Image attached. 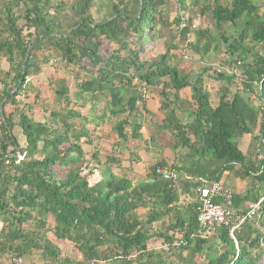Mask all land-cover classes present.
I'll return each mask as SVG.
<instances>
[{
  "label": "trees",
  "instance_id": "1",
  "mask_svg": "<svg viewBox=\"0 0 264 264\" xmlns=\"http://www.w3.org/2000/svg\"><path fill=\"white\" fill-rule=\"evenodd\" d=\"M182 14L169 13L170 0H0V264L12 257L42 264H256L264 255V0H176ZM98 14V18L95 16ZM211 14L214 31L193 30L184 14ZM186 26L179 28L182 18ZM163 41L157 56L148 46ZM116 46L102 54L104 43ZM206 55L223 49L227 69L208 75L220 83L212 103L204 75L178 67V51ZM45 61L58 59L77 78L75 98L88 100L87 114L75 108L70 88L57 81L50 119L36 121L17 97ZM9 64L1 68V61ZM238 69L240 72H238ZM188 89V90H187ZM149 92L160 98L158 129L169 135L171 167L193 177L221 182L225 172L247 180L233 192L244 214L260 200L262 210L236 234L227 228L204 238L197 222V184L155 174L165 160L149 164L145 181L116 177L117 157L101 161L93 150L102 123L114 119L120 143L144 141ZM148 95V96H147ZM104 98L106 102L99 109ZM106 119V120H105ZM93 126L89 129L88 126ZM23 135L22 146L15 130ZM250 136L246 151L239 140ZM91 149V150H92ZM91 155V158H90ZM99 182L89 179L96 171ZM183 202H187L183 204ZM146 208L142 219L137 210ZM49 218H52L50 221ZM166 219V220H165ZM162 223L164 231L153 228ZM167 223V226L165 225ZM259 225L260 227H258ZM178 235V237H176ZM81 254L74 262L50 238ZM262 239V240H261ZM159 244L160 249L149 248Z\"/></svg>",
  "mask_w": 264,
  "mask_h": 264
},
{
  "label": "rangeland",
  "instance_id": "2",
  "mask_svg": "<svg viewBox=\"0 0 264 264\" xmlns=\"http://www.w3.org/2000/svg\"><path fill=\"white\" fill-rule=\"evenodd\" d=\"M182 9L179 8L178 2L176 0H170L169 3V13L171 14V17L174 18L176 15L182 14ZM186 17H190L191 21V27L192 31L189 34V39L194 40L196 35L195 31L198 29H211L214 31L213 22L211 20V14L207 13L204 16H201L199 14H184ZM95 16L98 18V14L95 13ZM116 48L115 45L105 42L104 46L102 48V54L105 56L107 51H111L112 49ZM182 48L183 45H180L177 54H180L179 59L175 61V59H172V63L177 62L178 67L182 69L186 73H192L193 75H204L205 83L207 84V88L210 90L212 103L216 104L217 98H218V89L220 86V83L216 80L209 78L208 75H215L214 69H227L230 68L231 65L228 63V57L227 54L223 51V49L218 48L217 50H212L211 52L207 53L206 55H201L194 53L192 51L187 50L182 54ZM150 54L149 56H157L159 54H162L165 52L164 42L163 41H156L154 43H151L147 48ZM45 54L40 53L38 55V59L41 62V70L38 73H33L30 78H28V81L25 83V87L23 92L17 97V100L20 101V104L16 105H8L7 110H13L15 112L14 119L16 120L18 118V115H16V107L17 105L20 107V109H24L28 116L36 121H46L50 119V115L54 111H59L63 103H56L55 102V90L57 88V81L63 80L70 88V98L72 99L73 103L76 105L75 108L80 110L84 115L87 114V106L90 105V102L88 100H82V99H76L74 92H75V83L77 81V78L82 79L86 76L84 75V72L81 71L82 75L80 74L79 77L78 74L75 72V70L71 66H67L65 63L58 61V59L51 58L50 61H45ZM9 67V64L6 62L5 59H2L1 61V68L4 70H7ZM238 72L240 70L238 69ZM83 76V77H82ZM188 90V89H187ZM148 97V103L154 111H156V105L157 101L155 98H157V94L155 92H149ZM147 95V96H148ZM102 104L99 106V109L104 106V103L106 100L102 98ZM161 104V102H160ZM156 106V107H155ZM164 117V113L160 110V108L157 109V113L154 114V117H150L148 114L146 115L145 120V126L143 129V134L146 137L147 142L151 141L150 138L153 136L154 141L151 143L145 144L144 142H139V144L142 147H145L147 145L148 147H152L154 152L156 153V161H159L158 159L164 157L165 152L168 155V159L170 162L173 160L171 159L174 157V153L169 149L167 145H169V135L165 132L163 133L161 130L158 129V124ZM106 120V119H105ZM115 121L112 118H108L106 122L102 123L101 127L99 128L97 135L94 132L95 139V145L97 146L94 148V150L91 147L84 146V149L89 151H95L96 149H99L100 151V158L101 161H104L107 157V154L111 151L110 154L118 153L119 151V143L118 137L116 136L115 132L113 131V125ZM88 128L91 130L93 129V126H88ZM162 132V133H160ZM15 134L18 137V141L22 146H25V140L23 138V135L21 132H19L18 129L15 130ZM250 141V136L243 138L242 140H239V147L243 151L246 150V146L248 142ZM92 149V150H91ZM152 150V151H153ZM120 152V151H119ZM158 152V154H157ZM91 158V155H90ZM163 159V158H162ZM155 163V162H152ZM151 163V164H152ZM231 179V183L228 184L230 189L232 191L244 193L247 184V180L238 179L235 176V174L229 175ZM50 221H52V218H49ZM162 227V226H161ZM215 237L210 238L209 241H213ZM54 241L60 245H63L65 242L55 240ZM151 244L155 245L154 242ZM159 245V244H158ZM160 246V245H159ZM64 255L66 257H69L74 262H78L81 260V254L77 253V250L73 248L66 249L64 247ZM11 260V259H9ZM25 261V260H24ZM11 263V261H9ZM199 264H206L207 259L203 258ZM25 264H42L33 263L30 258L26 259ZM97 264H112V262H104L100 261ZM256 264H264V255L262 256L261 260H259Z\"/></svg>",
  "mask_w": 264,
  "mask_h": 264
},
{
  "label": "built area",
  "instance_id": "3",
  "mask_svg": "<svg viewBox=\"0 0 264 264\" xmlns=\"http://www.w3.org/2000/svg\"><path fill=\"white\" fill-rule=\"evenodd\" d=\"M184 17L179 24L182 29L186 26ZM155 174L165 180L177 181L180 173L171 166H157ZM185 179L197 184V222L203 232L204 238H210L223 228H227L231 239H233L236 247L238 242L236 234L240 229L255 221L261 212V202L251 203L244 214H241L236 207L233 206V192L227 188L222 182L208 180L203 177H193L186 175ZM260 227L259 225H257ZM261 235L264 236V228H261ZM262 240V239H261ZM11 264H25L21 257H12Z\"/></svg>",
  "mask_w": 264,
  "mask_h": 264
},
{
  "label": "crops",
  "instance_id": "4",
  "mask_svg": "<svg viewBox=\"0 0 264 264\" xmlns=\"http://www.w3.org/2000/svg\"><path fill=\"white\" fill-rule=\"evenodd\" d=\"M260 14L264 16V5L263 7L260 9ZM156 99V103H157V107H156V111H154V109H152L149 105V109L151 110V112L153 113L151 117H154V114L157 113V109L160 108V98L157 97L155 98ZM159 125V124H158ZM164 133V131H162ZM160 132V133H162ZM142 133H143V130H142ZM167 133L165 132V135ZM246 136L242 137L240 140H242L243 138L245 139ZM143 139L144 141H139V140H129L128 142L126 143H121L119 144V151L118 153H114V154H110L111 151L107 154V157L108 156H113V157H117L120 161V164L118 165H113V167L111 168L112 170V173L116 176V177H121V176H124L126 175L127 177H129L130 179H132L134 181V183H139V182H142V181H145L146 180V177H147V174H148V166L149 164H151L152 162H157V158H156V153L154 152V150L152 149V147H148L147 145H145V147H142L141 148V145L139 144V142H144L145 144L147 143H151L152 141H154L153 139V136L150 138V142L146 140V137L144 136L143 134ZM119 140V139H118ZM248 145H249V142L246 146V150L248 148ZM170 149V148H169ZM153 150V151H152ZM245 150V151H246ZM158 154V152H157ZM165 156L158 159L159 161L161 160H165L168 164V166H171V164L173 163L169 161V159L167 158L168 155L167 153L165 152L164 154ZM106 157V158H107ZM172 160H174V157L171 158ZM106 161V159H105ZM180 173V176L183 175V177H185L186 175L188 176H192V175H189L187 173H182V172H179ZM106 174V170L105 171H96L89 179L90 183L91 184H94L96 182H99L103 179V176ZM229 173L228 172H225L221 178V182L227 187L230 189L229 185L232 181L229 177ZM196 177V176H195ZM238 180V178H237ZM194 183V182H193ZM231 190V189H230ZM183 204H186L187 205V202H183ZM147 211L148 209L146 208H142V209H139L137 210V214L139 216L142 217V219H144L146 216H147ZM166 220V219H165ZM167 226V223L165 224ZM162 226V227H161ZM153 228L154 229H157L159 232L161 231H164L165 227L163 226L162 223H155L153 225ZM176 237H178V235H176ZM214 236H211L210 238H212ZM50 238L53 240V242L55 244H57L60 248H63L66 247V249H69V248H73V246L71 245V243L69 242H65L64 244V247L63 245H60L58 243H56L54 241L55 240H58L54 237H51ZM210 238H208V240H210ZM215 239H213L214 241ZM60 241V240H59ZM150 249H154V250H158L160 249V246L158 244H149L148 245ZM64 251V250H63ZM78 253V252H77ZM26 261V260H25ZM3 264H11L9 261H4Z\"/></svg>",
  "mask_w": 264,
  "mask_h": 264
}]
</instances>
